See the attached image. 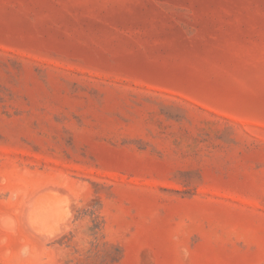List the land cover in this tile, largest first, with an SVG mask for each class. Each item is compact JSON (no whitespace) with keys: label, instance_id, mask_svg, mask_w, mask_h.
<instances>
[{"label":"rangeland","instance_id":"obj_1","mask_svg":"<svg viewBox=\"0 0 264 264\" xmlns=\"http://www.w3.org/2000/svg\"><path fill=\"white\" fill-rule=\"evenodd\" d=\"M0 264H264V0H0Z\"/></svg>","mask_w":264,"mask_h":264},{"label":"bare ground","instance_id":"obj_2","mask_svg":"<svg viewBox=\"0 0 264 264\" xmlns=\"http://www.w3.org/2000/svg\"><path fill=\"white\" fill-rule=\"evenodd\" d=\"M49 239V238H48Z\"/></svg>","mask_w":264,"mask_h":264}]
</instances>
